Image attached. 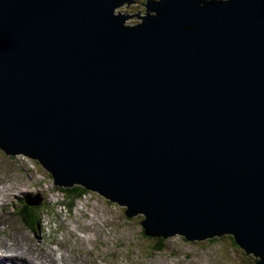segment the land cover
<instances>
[{
	"label": "water",
	"instance_id": "95a60500",
	"mask_svg": "<svg viewBox=\"0 0 264 264\" xmlns=\"http://www.w3.org/2000/svg\"><path fill=\"white\" fill-rule=\"evenodd\" d=\"M131 3L0 0V150L264 264V0Z\"/></svg>",
	"mask_w": 264,
	"mask_h": 264
},
{
	"label": "rangeland",
	"instance_id": "374dc122",
	"mask_svg": "<svg viewBox=\"0 0 264 264\" xmlns=\"http://www.w3.org/2000/svg\"><path fill=\"white\" fill-rule=\"evenodd\" d=\"M135 1L115 13L143 16L147 0ZM32 197H40L44 203L38 230L21 215L25 200ZM0 198V203L7 201L0 206L3 259L2 255L11 254L38 264L51 258L55 264H255L254 257L246 255L227 235L202 241H187L179 235L147 237L140 225L141 215L128 218L124 207L91 191L70 210L64 194L57 191L37 161L7 156L2 150ZM159 242L164 250H153ZM11 249L17 253H10Z\"/></svg>",
	"mask_w": 264,
	"mask_h": 264
},
{
	"label": "trees",
	"instance_id": "16d2710c",
	"mask_svg": "<svg viewBox=\"0 0 264 264\" xmlns=\"http://www.w3.org/2000/svg\"><path fill=\"white\" fill-rule=\"evenodd\" d=\"M57 191H60L64 194V196L66 197L67 200V205L68 208L71 210L73 208V205L75 203V201L77 199H80L83 195H85L88 191H86L85 189H83L80 186H74L71 188H57ZM44 203L38 205V206H29L26 205L25 203L23 204V208H22V218L24 217L25 220L33 227H35L36 230H38L39 228V220H40V216L41 213L40 211L42 210V205ZM228 237V236H227ZM230 239H232V237H229ZM233 240V239H232ZM153 250L155 251H161L164 250L162 243H157L154 245Z\"/></svg>",
	"mask_w": 264,
	"mask_h": 264
},
{
	"label": "bare ground",
	"instance_id": "6f19581e",
	"mask_svg": "<svg viewBox=\"0 0 264 264\" xmlns=\"http://www.w3.org/2000/svg\"><path fill=\"white\" fill-rule=\"evenodd\" d=\"M9 196V195H8ZM2 198H4V197H2ZM2 198H0V200L2 199ZM5 202H7V201H2L1 203H0V206L1 205H3V203H5ZM1 234V233H0ZM8 238H10L9 236H8ZM28 243V242H27ZM5 248H8V247H5ZM34 249V248H33ZM1 251V250H0ZM10 253H17V251L16 250H13V249H11V251H10ZM63 255V254H62ZM2 256H4V259L3 258H1L0 257V264H38V263H36L34 260H32V259H29V258H24V257H19V256H21V255H11V254H6V255H2ZM46 256H48V257H51V256H49L48 254L46 255ZM82 256V255H81ZM27 257V256H26ZM78 257V256H77ZM76 257V258H77ZM47 258V257H46ZM82 258V257H81ZM6 259H8L7 261H6ZM50 259V258H49ZM47 260V259H46ZM82 260V259H81ZM45 262V261H44ZM81 263H82V261H81ZM44 264H55V260L54 259H50V260H47L46 261V263H44ZM70 264H80L79 262H75V263H72V262H70Z\"/></svg>",
	"mask_w": 264,
	"mask_h": 264
},
{
	"label": "flooded vegetation",
	"instance_id": "af4514ba",
	"mask_svg": "<svg viewBox=\"0 0 264 264\" xmlns=\"http://www.w3.org/2000/svg\"><path fill=\"white\" fill-rule=\"evenodd\" d=\"M228 237H230V236H228Z\"/></svg>",
	"mask_w": 264,
	"mask_h": 264
}]
</instances>
